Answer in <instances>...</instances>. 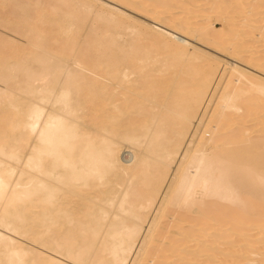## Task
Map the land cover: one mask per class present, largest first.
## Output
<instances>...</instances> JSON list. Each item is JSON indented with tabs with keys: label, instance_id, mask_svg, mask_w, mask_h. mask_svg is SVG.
I'll list each match as a JSON object with an SVG mask.
<instances>
[{
	"label": "bare ground",
	"instance_id": "6f19581e",
	"mask_svg": "<svg viewBox=\"0 0 264 264\" xmlns=\"http://www.w3.org/2000/svg\"><path fill=\"white\" fill-rule=\"evenodd\" d=\"M111 1L0 0V264H264V80L189 42L264 77V0Z\"/></svg>",
	"mask_w": 264,
	"mask_h": 264
},
{
	"label": "rangeland",
	"instance_id": "374dc122",
	"mask_svg": "<svg viewBox=\"0 0 264 264\" xmlns=\"http://www.w3.org/2000/svg\"><path fill=\"white\" fill-rule=\"evenodd\" d=\"M91 4H92V2L93 3H95V5L93 4V6L95 7L96 6V8L97 9H103L104 11H106V12H108L109 10L111 11V10H113L114 12L116 11V9H118L117 10V13L119 14V15H122V16H124V15H126V16H124V18L127 20V21H130V22H132L133 24H135V26L136 27H146L147 26V24L148 25H150L151 27H153L154 26V22H153V20H155V19H153L152 17L150 18V17H145L144 15H142L141 13H137V11H135L134 9H127L126 7H121V6H119V5H116V2H114V1H111V0H88ZM173 1V3H174V7L173 8H170L169 10L171 11H168V10H166L165 12H164V14H163V16L162 15H160V16H162V17H160V21L162 20V19H164V18H166L168 15H171V14H173V16L175 15V13H177L176 15H177V17H180V16H184L185 15V17H189V15H186V14H183V12H185V11H183V7H185L186 8V5L185 6H183L182 5V9H181V7H178V5L179 4H183L180 0H172ZM187 1H189V0H187ZM191 2H190V4L194 7V8H198V6H200L202 3L201 2H198V1H196V0H190ZM192 1H196V3L195 2H192ZM113 2V3H112ZM177 2V3H176ZM176 3V4H175ZM193 4H195V6L193 5ZM175 5H177V7H178V10L176 9L177 7L175 6ZM114 6V7H113ZM101 7V8H100ZM111 7V9H108V8H110ZM126 8V9H125ZM176 10H175V9ZM4 8H2L1 9V7H0V11H3L2 13L0 12V16H1V14L4 16V17H6L7 16V12L9 11L8 9H4ZM180 10H182V11H180ZM109 11V12H110ZM178 11V12H177ZM121 12H123V13H121ZM179 12H181V14L179 13ZM167 13V14H166ZM6 14V15H5ZM167 15V16H166ZM2 16V17H3ZM129 16L131 17V18H129ZM165 16V17H164ZM172 15H171V17L172 18H174ZM194 16V17H193ZM193 19H194V22H201V21H203L205 18H204V16L206 17L207 15H204V13H199V15H197L196 17H195V15L193 14ZM201 16V17H200ZM3 17V18H4ZM176 17V16H175ZM212 17H215V16H212L211 15V18ZM162 18V19H161ZM210 18V19H211ZM217 18V17H216ZM153 19V20H152ZM193 19H192V21H193ZM198 19V20H197ZM215 19V18H214ZM213 18H212V20L209 22V23H211V30H212V33H218L217 31H221L222 30V23H221V19H215L214 20ZM157 20V19H156ZM159 20H157V21H159ZM217 20V21H216ZM137 21V22H136ZM216 21V22H215ZM142 23V24H141ZM152 23V24H151ZM156 23V22H155ZM139 24V25H138ZM45 25V26H44ZM43 26H44V28L45 29H47V24H44ZM153 25V26H152ZM150 26H147V27H150ZM156 26V25H155ZM40 27H42L41 25L39 26V28ZM221 28V29H220ZM40 29H43V27L42 28H40ZM127 32L128 31H125L124 33H123V35L122 36H125V34L127 35ZM54 33L55 32H53V33H51L50 35H49V37L50 38H53V37H56V35H54ZM191 39V38H190ZM194 40V41H193ZM186 42H187V40H186ZM192 45L190 46V48L191 49H194V51L195 50H197V49H200L202 52H204L205 53V51H206V55H208L209 57H212V58H214L216 61H217V64H220L221 66H219L218 65V68L220 67V69L222 68V70L223 69H226L228 66H226V65H229V64H233V62H232V60H235V61H238L237 62V68H239V69H242L243 70V68H244V71L246 72V73H248V71H249V73L248 74H251V76H253V77H258V78H263L262 80H264V77L262 76V74L261 75H259V72L258 71H254L255 69H252V67L251 66H249V65H243L244 63H242L241 61H239V60H236V58L237 57H235V58H233L232 56L230 57V55L228 54V55H226L227 53H223V52H219L218 53V51L216 52V50H213V48H210L209 46H207V44L206 45H203L204 43L203 42H201L199 39H197L196 41H195V39H192V40H190L189 41ZM199 42H201V44L199 43ZM194 46V47H193ZM198 47V48H197ZM208 47V48H207ZM200 50H198V51H200ZM204 50V51H203ZM262 51V50H264V48L263 47H261V48H258L256 51H258V52H260V51ZM213 54V55H212ZM259 54V53H258ZM240 58V57H239ZM238 58V59H239ZM219 59H221V60H219ZM220 61V62H219ZM230 62V63H229ZM240 62V63H239ZM222 63V64H221ZM239 64V65H238ZM224 66V67H223ZM239 66H241V67H239ZM243 66V67H242ZM246 66H248V67H246ZM253 72V73H252ZM258 72V73H257ZM255 75V76H254ZM257 75V76H256ZM264 75V74H263ZM22 153H24V150H22ZM225 204V203H224ZM225 205H228V204H225Z\"/></svg>",
	"mask_w": 264,
	"mask_h": 264
}]
</instances>
